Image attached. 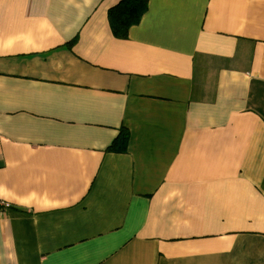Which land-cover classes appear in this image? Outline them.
<instances>
[{
	"label": "crops",
	"instance_id": "crops-1",
	"mask_svg": "<svg viewBox=\"0 0 264 264\" xmlns=\"http://www.w3.org/2000/svg\"><path fill=\"white\" fill-rule=\"evenodd\" d=\"M121 1L0 0V264H264V0Z\"/></svg>",
	"mask_w": 264,
	"mask_h": 264
},
{
	"label": "trees",
	"instance_id": "trees-1",
	"mask_svg": "<svg viewBox=\"0 0 264 264\" xmlns=\"http://www.w3.org/2000/svg\"><path fill=\"white\" fill-rule=\"evenodd\" d=\"M148 0H122L107 12L108 23L113 36L117 39H126L130 27L137 25L147 10ZM76 40L67 44L71 49ZM129 132L121 129L117 138L107 148L110 152L124 153L127 151Z\"/></svg>",
	"mask_w": 264,
	"mask_h": 264
},
{
	"label": "built area",
	"instance_id": "built-area-1",
	"mask_svg": "<svg viewBox=\"0 0 264 264\" xmlns=\"http://www.w3.org/2000/svg\"><path fill=\"white\" fill-rule=\"evenodd\" d=\"M10 208V204L0 200V213Z\"/></svg>",
	"mask_w": 264,
	"mask_h": 264
}]
</instances>
